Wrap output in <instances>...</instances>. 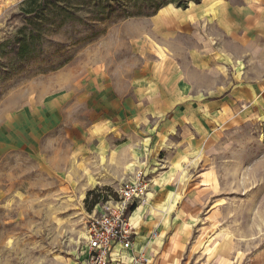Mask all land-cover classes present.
Here are the masks:
<instances>
[{
  "label": "rangeland",
  "instance_id": "1",
  "mask_svg": "<svg viewBox=\"0 0 264 264\" xmlns=\"http://www.w3.org/2000/svg\"><path fill=\"white\" fill-rule=\"evenodd\" d=\"M24 1L0 0V44ZM230 1L80 11L37 54L0 52V264H90V218L140 170L138 264H264V68L215 19Z\"/></svg>",
  "mask_w": 264,
  "mask_h": 264
},
{
  "label": "trees",
  "instance_id": "2",
  "mask_svg": "<svg viewBox=\"0 0 264 264\" xmlns=\"http://www.w3.org/2000/svg\"><path fill=\"white\" fill-rule=\"evenodd\" d=\"M70 1L72 11L66 6ZM192 2L198 4L202 0H25V24L13 39L0 44V52L9 46L12 61L37 54L45 36L72 17L79 19L80 11L89 13V19L100 22L152 16L169 4L186 9Z\"/></svg>",
  "mask_w": 264,
  "mask_h": 264
},
{
  "label": "built area",
  "instance_id": "3",
  "mask_svg": "<svg viewBox=\"0 0 264 264\" xmlns=\"http://www.w3.org/2000/svg\"><path fill=\"white\" fill-rule=\"evenodd\" d=\"M140 170L133 179L123 182L116 191L117 198L105 202L101 213L90 218L86 242L90 264H110L115 256L129 252L132 264L147 259L142 252H131L137 243L139 224L133 215L140 200H145L147 182Z\"/></svg>",
  "mask_w": 264,
  "mask_h": 264
},
{
  "label": "crops",
  "instance_id": "4",
  "mask_svg": "<svg viewBox=\"0 0 264 264\" xmlns=\"http://www.w3.org/2000/svg\"><path fill=\"white\" fill-rule=\"evenodd\" d=\"M221 1L223 0H218L219 4H223ZM235 2L236 1L234 2L230 1L228 5L224 4L223 7L225 8L222 10L216 8L215 19L217 21L220 19L222 23L223 22L230 23L231 25H233L232 29L239 32L237 33V39H236L237 42H239V49L247 48L249 53H252V55L254 54V58L256 56H259L257 58V60L259 61L258 64L259 66H262L261 64H263L262 67L264 68V0H239L237 3ZM188 11L189 9L183 10L184 13L185 12L187 13ZM159 13L162 14L163 16L166 15L167 19L169 16L184 14V13H180L179 11L176 12L173 11L172 13L169 6H165L161 8V11H159ZM203 15L204 16L202 17L204 19V23L212 19V16L209 14L208 15L203 14ZM171 20L172 19L169 18V22ZM143 213L141 212L137 214V216H141ZM133 218L136 221V218L135 217ZM156 244L157 242L155 243V245ZM136 252H139V250H137ZM165 254L174 255L175 252L173 250V247L168 249V251H163L158 253V257L165 258L164 257ZM169 262L170 261L166 262V264H169Z\"/></svg>",
  "mask_w": 264,
  "mask_h": 264
},
{
  "label": "bare ground",
  "instance_id": "5",
  "mask_svg": "<svg viewBox=\"0 0 264 264\" xmlns=\"http://www.w3.org/2000/svg\"><path fill=\"white\" fill-rule=\"evenodd\" d=\"M139 207V206H138ZM131 261V260H130Z\"/></svg>",
  "mask_w": 264,
  "mask_h": 264
}]
</instances>
